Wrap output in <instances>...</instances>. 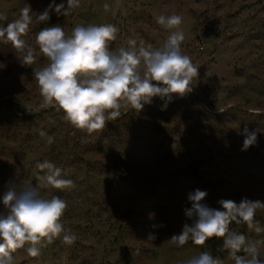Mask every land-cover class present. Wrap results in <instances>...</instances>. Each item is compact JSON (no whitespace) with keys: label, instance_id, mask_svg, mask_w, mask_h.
I'll list each match as a JSON object with an SVG mask.
<instances>
[{"label":"rangeland","instance_id":"1","mask_svg":"<svg viewBox=\"0 0 264 264\" xmlns=\"http://www.w3.org/2000/svg\"><path fill=\"white\" fill-rule=\"evenodd\" d=\"M51 2L0 0V12L10 21L26 3L40 13ZM104 3L115 0H81L71 16L53 12L48 22H34L24 37L36 48L31 66L11 45H0V214L7 213L2 198L8 187L37 186V161L53 162L75 184L41 191L67 201L62 223L76 241L65 244L62 233L43 242L37 257L18 249L14 264H184L202 251L234 264L222 238L181 248L168 240L191 223L185 209L196 189L206 191L203 203L216 209L221 199L264 202V0H122L114 13L105 12ZM173 12L183 16L181 51L199 67L192 92L173 96L166 107L155 97L142 110L122 108L119 118L91 135L64 121L62 111L43 106L33 76L47 64L35 44L41 28L60 24L70 35L76 24L111 23L119 29L112 49L129 37L160 47L169 32L156 17ZM245 127L257 140L242 150ZM255 220L259 232L244 223L230 227L258 241L264 258V208Z\"/></svg>","mask_w":264,"mask_h":264},{"label":"clouds","instance_id":"2","mask_svg":"<svg viewBox=\"0 0 264 264\" xmlns=\"http://www.w3.org/2000/svg\"><path fill=\"white\" fill-rule=\"evenodd\" d=\"M81 5V0H67L66 4L51 3L40 13L33 12L25 4L16 19L10 20L0 12V45H11L20 54L23 65L31 66L36 61V48L24 37L35 23H45L54 12L57 16H71ZM122 5L104 3L105 12ZM6 26H5V23ZM159 26L169 32L160 47L145 46L141 40L129 37L126 45L116 49L110 47L117 39L119 29L111 23L76 24L67 34L60 24L41 28L35 34V44L47 59V64L33 69L39 94L44 107H54L63 112L62 119L74 129L88 135L101 132L109 121L122 115V108L142 110L153 98L171 102L173 96L184 97L192 92L193 81L199 76V67L189 55L182 53L185 39L181 25L183 16L175 12L156 17ZM243 149L255 144L256 131L246 127ZM41 137L47 136L43 130ZM53 138L47 136V143ZM37 186H10L3 193L6 214H0V264H14L18 249H24L30 257L40 254L43 242L51 243L63 233V242L71 245L76 236L65 229L62 218L67 210V201L58 195L46 198L42 189H72L74 181L65 178L66 173L53 162L37 161ZM206 191L196 189L188 194L191 208L185 214L191 223H184L182 231L168 240L169 244L181 248L191 241L204 246L212 238L223 239L222 248L228 251L234 264H264L258 241L230 226L244 223L249 229L259 232V221L255 220L258 209L264 202L247 198L239 203L221 199V209L203 203ZM154 240L153 234L148 235ZM184 264H223L220 257L209 251L193 255Z\"/></svg>","mask_w":264,"mask_h":264},{"label":"water","instance_id":"3","mask_svg":"<svg viewBox=\"0 0 264 264\" xmlns=\"http://www.w3.org/2000/svg\"><path fill=\"white\" fill-rule=\"evenodd\" d=\"M83 16H84V17H87V16H88V13H83Z\"/></svg>","mask_w":264,"mask_h":264}]
</instances>
